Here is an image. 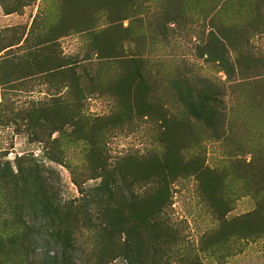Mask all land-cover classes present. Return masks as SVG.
I'll return each mask as SVG.
<instances>
[{
  "label": "rangeland",
  "instance_id": "rangeland-1",
  "mask_svg": "<svg viewBox=\"0 0 264 264\" xmlns=\"http://www.w3.org/2000/svg\"><path fill=\"white\" fill-rule=\"evenodd\" d=\"M68 1L95 14L90 32L61 30ZM111 41L143 57L132 91L118 62L96 60V42ZM18 43L0 53V161L16 170L32 156L57 198L89 204L74 264H142L146 251L145 264H264V178L247 174L264 163V0H0V50ZM7 68L19 83L3 85ZM186 80L224 95L220 138L187 115L176 90ZM104 170L133 173L110 202L94 190ZM12 207L0 187L6 242L18 233ZM41 254L6 251L0 264H44Z\"/></svg>",
  "mask_w": 264,
  "mask_h": 264
},
{
  "label": "trees",
  "instance_id": "trees-1",
  "mask_svg": "<svg viewBox=\"0 0 264 264\" xmlns=\"http://www.w3.org/2000/svg\"><path fill=\"white\" fill-rule=\"evenodd\" d=\"M106 4L107 7L105 10H107V8L110 9L108 1H106ZM11 13H13V11H8L6 14ZM121 13L120 11L115 13L111 12L112 17L109 20L112 25L115 26L121 21ZM63 17L64 19H62L61 25L64 26L61 30L67 33L77 28L80 29L81 32L87 33L91 31V24L94 21L95 14L88 10L85 13L83 11L80 15L75 10L74 3L68 1ZM228 39L231 41L229 43H233L230 38ZM19 44L20 43L13 44L3 48L0 50V53L3 50H7ZM113 44L115 43L113 42ZM113 44L112 41L107 45L101 44L100 42L97 44L96 42L95 46L99 50L96 60H98L99 63H102V61L107 62L109 65L118 62V64L121 65L120 69H125V72L120 77L121 84H124L127 92L132 91L134 85L137 86V83L142 84L144 80H146V73L141 66L143 57L141 55L120 56L123 48L118 44L113 47ZM226 50L227 49H223V51ZM34 67H36L35 64H30L28 68L33 70ZM12 74L13 72H11V69L7 68L2 77L4 81L3 85L11 86L20 82L19 80L22 79V77L12 79ZM25 78L28 79L29 77L25 76L24 79ZM138 80L140 82H138ZM188 82L189 81L186 80L182 84H177L178 86L176 87L187 115L198 122H205L207 125L211 126L216 133V137L220 138L221 130L218 125L221 124L224 114V95L217 89L214 91L205 86L199 91L198 87L196 89L190 87ZM102 92H105V90H102ZM116 93L119 94V92ZM149 98L150 97L145 98V101L147 100L146 105H150L152 108L155 107V104L148 102ZM53 107L61 108V103L55 102ZM39 119L42 120L43 116H40L38 121ZM49 121L57 123L53 120ZM41 127L49 128V126L44 124H41ZM57 130L58 129L55 128L53 133ZM50 160L55 161L54 158H50ZM165 165L169 166L170 164L165 162ZM16 167L15 170L10 162L6 161L5 164H2L0 161V187L6 190L9 199L14 203V208H11L15 219L12 226L18 229V233L7 242L2 239L0 240V256L9 257L10 254L7 256L3 255L6 251H9L13 255L20 254V256H32V254L40 250L42 259H44V264H74L72 261L73 251L76 250L74 249L76 246L74 231L81 223V214L85 224L94 226L92 223L93 214L89 208V204H83L78 208L73 206V203H65V201L57 198L56 192L48 182L45 174V172L47 173L49 170L42 166L34 157L20 156ZM250 167L251 169L247 171L248 176L264 178V163H254L251 164ZM96 169L97 168L94 167L93 170ZM48 173H50V171ZM129 174L133 173L118 171V173L112 174L104 170V172L99 175L102 177V183L94 190L97 193L108 195L110 202L114 192L119 189V181L123 180V184L125 185L127 183L126 177ZM106 204L107 207L102 215L104 218L108 219L110 203L107 202ZM44 229L48 230L49 240L37 238ZM104 229L106 230L105 227ZM52 244H54V246H51ZM123 246H125V254L127 255L134 252L139 258V256L143 254L142 246L140 245H135L134 248L126 246L125 244ZM50 252L54 254L50 255ZM146 256H148L147 251L139 260L142 264L148 263V260H145Z\"/></svg>",
  "mask_w": 264,
  "mask_h": 264
}]
</instances>
